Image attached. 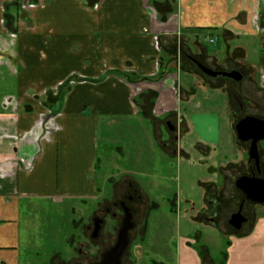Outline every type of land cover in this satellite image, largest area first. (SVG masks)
Listing matches in <instances>:
<instances>
[{"label": "crops", "instance_id": "1", "mask_svg": "<svg viewBox=\"0 0 264 264\" xmlns=\"http://www.w3.org/2000/svg\"><path fill=\"white\" fill-rule=\"evenodd\" d=\"M187 55L243 77L208 76ZM246 113L264 120V0H0V264H66L57 249L24 257L22 212L39 201L98 202L109 185L120 184L109 163L114 151L125 158V145L137 163L135 172L121 175L137 194V210L129 200L134 231L145 222L135 224L136 214L159 207L139 176L148 145L193 166L203 158L201 196L219 212L208 222L190 216L191 224L209 228L206 237L233 230L237 243H247L264 204L245 200L241 228L228 222L244 198L235 181L247 171L246 144L234 125ZM165 117L177 119L172 144ZM117 123L130 130L122 134L126 141H117ZM259 151L264 165V142ZM173 197L169 206L181 207L177 189ZM184 202L186 210L195 207ZM151 248L162 259L151 262L167 264L170 254ZM212 263L207 256L204 264Z\"/></svg>", "mask_w": 264, "mask_h": 264}, {"label": "rangeland", "instance_id": "2", "mask_svg": "<svg viewBox=\"0 0 264 264\" xmlns=\"http://www.w3.org/2000/svg\"><path fill=\"white\" fill-rule=\"evenodd\" d=\"M185 84H187V81ZM206 106L210 105L205 104ZM164 119L169 120L170 118L165 117ZM171 120V123L176 125L177 119L171 118ZM129 121L132 120L129 119ZM224 122L222 121L221 124L223 125ZM122 124L117 123L115 129V132L119 135L116 137L118 138L117 141L121 142L126 141L123 139V135L130 131L127 129V125ZM223 126H226V124ZM164 131L166 133L165 137L172 144L174 136L178 133L171 132L166 126ZM222 131L226 137H234V133H232L230 128H223ZM182 134L181 132L180 141H178L180 156L185 155L184 147H182V141H185L182 140ZM230 148L233 149L234 145L230 144ZM124 150L125 158L120 156L119 153L117 154V151H114V157L110 156V160H112L109 163V166H111L109 173L103 172L105 171L104 168L101 169L103 177L107 173L110 174L111 170L112 178L116 180L115 183L119 182L120 184L115 187L109 185L107 188L109 189L108 193L99 194L98 202L91 200L89 204L83 203L79 206L76 203L69 207L67 202L53 205L49 202L39 201V208L32 211L24 209L21 216V230L23 231L21 250L24 257L29 255L34 257L35 253L37 254V251L41 250L54 252L57 249L62 253L66 264H89L101 260V253L115 244L117 231L123 218L121 207L115 205V203L123 200L125 194H131L125 189L127 185L122 182L121 175L135 172L137 163L135 164L133 161L134 157L128 154L131 146L125 145ZM144 152L145 166L144 173L139 171L140 181L146 187L145 190L150 200L151 198L154 199L159 204V207L156 210H144L143 215L139 214L137 216L135 212V224H137L140 217H144L145 222L139 230L134 231L136 225L134 229L129 230L128 244L124 251V257L121 259V264H145V260L147 261L146 264H157L155 261L151 262V260L162 259L157 253L152 251L153 248L151 246H154V249L159 253L170 254L169 260L165 261L167 264H204L207 256H210L212 264H264V212L259 210L255 212L257 213V219L247 243H237L234 234H232L233 230H229L225 235L223 234L226 231L223 230V234L219 232L220 234L218 235L214 229L211 230L212 232L207 233L206 237L205 229L208 230L209 228H204L198 222L192 225L190 221V216L197 219L198 209L204 204L201 203V187L198 185L200 178L207 180L208 176L205 168L199 165L200 160L203 158H197L196 162L199 164L198 166H193L185 159L180 161L166 156L156 146L147 145L144 147ZM245 153L246 151H244V157ZM99 154L105 157V150L102 146L99 147ZM195 154L199 156L202 153L195 152ZM104 178L102 182L105 181ZM217 179H220V176L217 175ZM108 180L110 181L111 179L109 178ZM176 189L181 195L182 201L178 200L180 205H182L179 208L168 204L169 200H171V204L174 202L173 196ZM103 197L108 199L114 197L113 199L116 201L113 202L110 200L111 198L107 201ZM136 197L137 194H134L135 203L131 204L135 210H137ZM184 200L192 201L195 207L186 210L185 207L187 205ZM100 201L103 203H100ZM105 201H107L106 206L102 205L106 203ZM127 204L130 206L129 200H127ZM214 206L215 211H218L217 203ZM105 207L110 208L109 213H106ZM113 212L116 213L115 217H112ZM94 215L105 218L106 224L100 235L96 239H91L89 232L93 223L92 216ZM154 218L155 223L152 221ZM178 228L182 232L181 236L179 235L180 237L176 235ZM143 229L145 232L141 233ZM187 229L192 230L186 233ZM209 237L213 238V241L209 242ZM74 239H77L78 243H74ZM186 241H189L190 244L188 245L187 243L189 242L186 243ZM205 241H208V243L205 244ZM146 250L149 255L144 258ZM186 258L187 262L185 261Z\"/></svg>", "mask_w": 264, "mask_h": 264}, {"label": "water", "instance_id": "3", "mask_svg": "<svg viewBox=\"0 0 264 264\" xmlns=\"http://www.w3.org/2000/svg\"><path fill=\"white\" fill-rule=\"evenodd\" d=\"M197 67L206 75L211 77L224 76L235 81L242 79L243 75L238 70L220 71L213 70L200 62L197 58L187 55ZM173 128L171 125L169 126ZM237 138L243 142L249 141L248 147V161L253 160L257 171L260 168V156L258 151V142L264 140V120L252 115H245L241 117L234 125ZM235 185L243 192L245 199L253 203L264 204V178L252 175H241L236 181ZM123 210V218L121 226L118 229L117 239L115 244L105 251L102 259L94 264H119L120 257L123 254L128 244V232L133 227L132 213L128 206L121 202ZM246 217L241 212V206L238 211L231 214L229 224L236 229H240ZM101 220H95L93 236L97 235L99 223Z\"/></svg>", "mask_w": 264, "mask_h": 264}, {"label": "flooded vegetation", "instance_id": "4", "mask_svg": "<svg viewBox=\"0 0 264 264\" xmlns=\"http://www.w3.org/2000/svg\"><path fill=\"white\" fill-rule=\"evenodd\" d=\"M198 59V58H197ZM200 62H202L200 59H198ZM203 63V62H202ZM204 64V63H203ZM248 113H246L245 115H247ZM244 115V116H245ZM241 117H243V116H241ZM240 117V118H241ZM166 127H167V129L168 130H170L171 132H176V126L174 125V124H172L171 123V121L170 120H167L166 121ZM172 126L173 128L171 129L169 126ZM174 138H177V136L175 135L174 136ZM264 142V140H262V141H259L258 142V151H259V147H260V145H261V143H263ZM245 144H246V157H247V161H248V147H249V141H247V142H245ZM259 156H260V168H259V172L257 171V168H256V166H255V163H254V161L253 160H250V161H248L247 163H248V166H247V171H245L244 173H242L241 175H252V174H254L255 176H259V177H263L264 178V165H263V163H262V159H261V154H260V151H259ZM240 175V176H241ZM124 199L123 200H119L118 202H116L115 203V205H117V206H120L121 207V209H122V205H121V202H124V204L126 205V206H128V204H127V200H131V199H134V197H133V195L132 194H125L124 195ZM246 199H245V196H244V198H242V202L240 203V206H241V212H242V207H243V204H244V201H245ZM201 203L203 204L199 209H198V217H197V219H200L201 221H204V222H208V221H212L214 218H213V216H214V214L216 213V211H215V209H214V207H213V203H211V202H209L207 199H205V197H202L201 198ZM253 203V202H252ZM129 208H130V210H131V213H132V221H133V209L130 207V206H128ZM240 208V207H239ZM238 208V209H239ZM104 209V208H103ZM109 207H105V211H106V213H109ZM123 211V210H122ZM238 211V210H237ZM243 214V213H242ZM115 215H116V213L115 212H113L112 213V217H115ZM243 216H244V214H243ZM92 226H91V228H90V237H92V238H97L99 235H100V232H101V230L103 229V227L105 226V224H106V221H105V218H103V217H100V216H97V215H94V216H92ZM95 220H97V222H98V220H101V222L99 223V229H98V231H97V235L94 237L93 236V231H94V223H95ZM133 224H134V222H133ZM133 228V227H132ZM131 228V229H132ZM117 233H118V231H117ZM126 249V248H125ZM125 251V250H124ZM124 253V252H123ZM121 257H122V255H121ZM121 257H120V260H121ZM99 262V261H98ZM94 263H97V262H93V263H90V264H94Z\"/></svg>", "mask_w": 264, "mask_h": 264}, {"label": "built area", "instance_id": "5", "mask_svg": "<svg viewBox=\"0 0 264 264\" xmlns=\"http://www.w3.org/2000/svg\"><path fill=\"white\" fill-rule=\"evenodd\" d=\"M210 41H213L212 39H210Z\"/></svg>", "mask_w": 264, "mask_h": 264}, {"label": "bare ground", "instance_id": "6", "mask_svg": "<svg viewBox=\"0 0 264 264\" xmlns=\"http://www.w3.org/2000/svg\"><path fill=\"white\" fill-rule=\"evenodd\" d=\"M257 95H259V94H257Z\"/></svg>", "mask_w": 264, "mask_h": 264}]
</instances>
